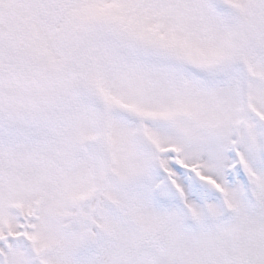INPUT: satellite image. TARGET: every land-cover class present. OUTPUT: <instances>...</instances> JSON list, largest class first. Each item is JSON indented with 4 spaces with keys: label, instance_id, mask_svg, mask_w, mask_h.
<instances>
[{
    "label": "snow or ice",
    "instance_id": "6c2138e0",
    "mask_svg": "<svg viewBox=\"0 0 264 264\" xmlns=\"http://www.w3.org/2000/svg\"><path fill=\"white\" fill-rule=\"evenodd\" d=\"M0 264H264V0H0Z\"/></svg>",
    "mask_w": 264,
    "mask_h": 264
}]
</instances>
